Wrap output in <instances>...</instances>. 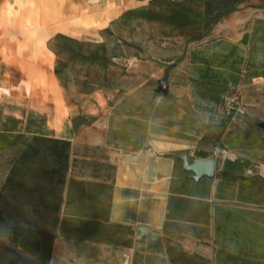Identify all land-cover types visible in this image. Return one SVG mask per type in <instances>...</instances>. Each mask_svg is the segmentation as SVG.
I'll return each instance as SVG.
<instances>
[{"label":"rangeland","instance_id":"obj_1","mask_svg":"<svg viewBox=\"0 0 264 264\" xmlns=\"http://www.w3.org/2000/svg\"><path fill=\"white\" fill-rule=\"evenodd\" d=\"M0 94V264H264V0H0Z\"/></svg>","mask_w":264,"mask_h":264},{"label":"crops","instance_id":"obj_2","mask_svg":"<svg viewBox=\"0 0 264 264\" xmlns=\"http://www.w3.org/2000/svg\"><path fill=\"white\" fill-rule=\"evenodd\" d=\"M1 99L2 98L0 94V104H1ZM13 121H14L13 122L14 124L10 126H2L0 124V129L13 130V131L20 130L22 128V119L16 118ZM203 159H206V158H203ZM170 165L171 167L169 168V164L163 165L160 162H155L152 164H147L146 170L151 171L155 176H157L155 177L156 179L157 178L161 179V178H164L168 174V172H170V170L173 168L174 164L171 163ZM145 181H148V180L147 179L145 180L142 176H137L134 174V176L132 175L131 178H128V180L125 183L128 189L126 190L127 193L131 194L132 196L131 199L137 200V203L135 205L136 207L135 214H136L137 220L139 219L141 220V216H143L142 211L145 208V201H143L142 198H144L145 192H147L148 190H156L158 192H162L161 190L163 188V182L161 180L159 182H150V183L148 182L149 184L148 183L145 184ZM162 203H163V197L161 195L155 196V203H154L155 208L153 207V210L151 211L148 219H145L144 221H147L149 223H157L161 216L160 207Z\"/></svg>","mask_w":264,"mask_h":264},{"label":"trees","instance_id":"obj_3","mask_svg":"<svg viewBox=\"0 0 264 264\" xmlns=\"http://www.w3.org/2000/svg\"><path fill=\"white\" fill-rule=\"evenodd\" d=\"M241 1L243 0H219L222 6L236 4ZM46 140L49 142V149L54 164V172H61V174L63 173L64 175L68 159V141L56 138H47Z\"/></svg>","mask_w":264,"mask_h":264},{"label":"water","instance_id":"obj_4","mask_svg":"<svg viewBox=\"0 0 264 264\" xmlns=\"http://www.w3.org/2000/svg\"><path fill=\"white\" fill-rule=\"evenodd\" d=\"M165 87H166V82L161 81L160 88L164 89ZM255 125L264 127V122L257 121L255 122ZM182 160H183L182 168L185 171L192 172L194 174L193 177L195 179L201 178L203 176L211 178L215 174L216 163L214 158H208V159L195 158L190 163H188L185 157H182Z\"/></svg>","mask_w":264,"mask_h":264},{"label":"built area","instance_id":"obj_5","mask_svg":"<svg viewBox=\"0 0 264 264\" xmlns=\"http://www.w3.org/2000/svg\"><path fill=\"white\" fill-rule=\"evenodd\" d=\"M222 110L228 117H234L242 111V104L236 94H226L222 98Z\"/></svg>","mask_w":264,"mask_h":264}]
</instances>
